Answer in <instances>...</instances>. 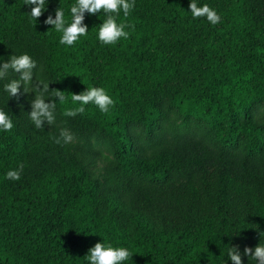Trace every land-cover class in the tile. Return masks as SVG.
<instances>
[{
    "label": "trees",
    "instance_id": "obj_1",
    "mask_svg": "<svg viewBox=\"0 0 264 264\" xmlns=\"http://www.w3.org/2000/svg\"><path fill=\"white\" fill-rule=\"evenodd\" d=\"M75 2L45 0L36 21L25 0H0V63L28 54L33 83L69 97L37 129L31 85L17 100L4 90L16 73L0 79L14 124L0 130V264H89L97 242L127 248L123 264H232L231 246L264 245V0H196L216 25L193 18L190 0H135L117 17L135 26L128 39L98 40L101 10L67 46L43 21L60 7L70 22ZM88 86L115 106L64 116ZM61 129L71 143L54 142ZM20 164L21 178L6 179Z\"/></svg>",
    "mask_w": 264,
    "mask_h": 264
},
{
    "label": "clouds",
    "instance_id": "obj_2",
    "mask_svg": "<svg viewBox=\"0 0 264 264\" xmlns=\"http://www.w3.org/2000/svg\"><path fill=\"white\" fill-rule=\"evenodd\" d=\"M25 4L31 6L30 16L34 20L40 18L45 9V0H25ZM135 6V0H76L70 5L71 21L65 19L64 10L60 7L55 9V18L49 14L43 21L45 25H51L56 32L61 33L60 44L72 46L81 36H86L88 27L84 23L85 13L96 15L101 10L106 14V19L99 25L98 40L103 44H116L121 38L128 39L130 36L126 28L134 31L135 26L129 23H117V17L123 11V16L127 18ZM190 12L193 18L206 17L208 22L216 25L221 22L220 15L209 5L204 4L198 7L196 0H190ZM37 67L36 62L28 55L12 54L7 62L0 63V79L5 78L9 71L16 73L18 78L12 79L4 85V90L12 97L19 100L22 95L20 89L23 87V93H28V87L31 85L34 92V98L31 99L29 112L30 120L37 129L43 128L45 123L52 125L55 123V110L57 101L64 105L68 103L69 97L65 91L58 89H49V84L43 80H37L33 83V69ZM45 94L49 99H45ZM48 101V102H46ZM70 101L77 107L65 108L63 115L75 117L85 112V106L92 104L98 107L101 113H108L111 107L115 106V101L102 87L88 86L86 90L79 94L71 93ZM14 127L12 119L5 111L0 110V130L11 131ZM54 142L60 144L71 143L74 136L68 129H61L59 137H53ZM24 165L20 164L17 169L9 170L6 173V179L19 180ZM242 255L252 257L257 264H264V245L257 244L255 248L245 246L243 253L239 246H231L228 250V256L232 264H243ZM132 254L125 247H114L111 243L97 242L88 250L85 258L89 264H123Z\"/></svg>",
    "mask_w": 264,
    "mask_h": 264
},
{
    "label": "rangeland",
    "instance_id": "obj_3",
    "mask_svg": "<svg viewBox=\"0 0 264 264\" xmlns=\"http://www.w3.org/2000/svg\"><path fill=\"white\" fill-rule=\"evenodd\" d=\"M110 155L106 152H102L101 156L96 160V162L89 167L90 171L97 178H101L104 166L107 163L108 159H110Z\"/></svg>",
    "mask_w": 264,
    "mask_h": 264
}]
</instances>
